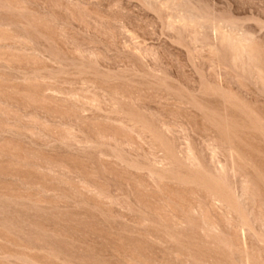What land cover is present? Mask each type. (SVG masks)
I'll return each mask as SVG.
<instances>
[{
	"label": "rangeland",
	"instance_id": "obj_1",
	"mask_svg": "<svg viewBox=\"0 0 264 264\" xmlns=\"http://www.w3.org/2000/svg\"><path fill=\"white\" fill-rule=\"evenodd\" d=\"M0 264H264V0H0Z\"/></svg>",
	"mask_w": 264,
	"mask_h": 264
},
{
	"label": "bare ground",
	"instance_id": "obj_2",
	"mask_svg": "<svg viewBox=\"0 0 264 264\" xmlns=\"http://www.w3.org/2000/svg\"><path fill=\"white\" fill-rule=\"evenodd\" d=\"M245 46V45H244ZM243 49H244V47H243Z\"/></svg>",
	"mask_w": 264,
	"mask_h": 264
}]
</instances>
